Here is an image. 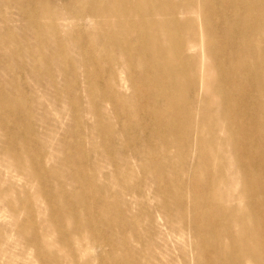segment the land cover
I'll return each instance as SVG.
<instances>
[{
  "label": "bare ground",
  "instance_id": "bare-ground-1",
  "mask_svg": "<svg viewBox=\"0 0 264 264\" xmlns=\"http://www.w3.org/2000/svg\"><path fill=\"white\" fill-rule=\"evenodd\" d=\"M89 1L84 17L103 18L98 28L104 46L140 53L134 69L148 87L144 91L134 79L127 61L132 102L113 92L122 104L115 115L133 120L131 131L123 134L126 142L120 143L122 155L115 160L107 154L112 145L100 146L112 170L99 173L98 166L91 176L84 166L87 178L67 188L79 195L48 198L44 219L35 221L39 228L18 233L21 253L30 251L36 264H91L94 258L88 254L103 246L108 251L95 258L98 264H130L122 225L129 223L132 261L152 264V256L139 247L154 244L156 214L165 234L188 233L191 264H264V0H143L140 7V0ZM114 21L118 30L110 31ZM128 35L133 39L127 40ZM125 55L133 58L130 50ZM103 60L107 66L115 62ZM111 81L116 82L115 76ZM109 95L104 88L102 99L107 102ZM189 151L197 153L190 173L171 168L185 163ZM153 160L157 163L149 165ZM134 163L141 178L152 180L147 186L151 193L139 184L128 185L124 193L130 199L122 212L108 204V175L120 187L125 179L138 180L131 170ZM176 174L187 177L186 188L171 177ZM28 176H36L35 171ZM5 191L0 189V195ZM149 194L156 196L151 209L150 201L144 203ZM184 195L189 199L182 200ZM131 205L145 208L134 211ZM139 220L145 222L146 240L139 235ZM98 231L118 235V241L98 240L92 236Z\"/></svg>",
  "mask_w": 264,
  "mask_h": 264
},
{
  "label": "rangeland",
  "instance_id": "rangeland-1",
  "mask_svg": "<svg viewBox=\"0 0 264 264\" xmlns=\"http://www.w3.org/2000/svg\"><path fill=\"white\" fill-rule=\"evenodd\" d=\"M93 1L101 3L100 0ZM90 2L0 0V189L6 190L0 195V264H36L30 259V251L21 253L17 246L15 240L19 231L39 228L35 221L44 219V203L52 195L64 198L71 192L79 195V190L67 188L70 189L76 180L87 178L83 173L84 166L91 176L97 173L98 166L99 173L112 170L104 163L100 146L112 145L107 154L115 160L122 155L120 143L126 142L123 134L131 131L133 120L115 115L117 105L122 104L117 103L113 92L120 93L124 102H132L134 90L128 80L131 69L127 68V61L132 63L134 79L144 91L148 87L144 75L134 69L140 53L122 45L104 46L98 28L103 18L84 17L83 12ZM143 2L138 1L137 7ZM108 29L118 30L115 21L109 23ZM126 39L133 38L128 35ZM128 50L132 59L125 55ZM103 58H113V66H107ZM113 76L116 78L114 83L111 81ZM90 88L92 92H89ZM104 88L110 92L107 102L101 96ZM136 138L140 140L139 136ZM152 154L156 155V152ZM187 155L189 158L185 163L171 168L190 173L192 157L197 153L189 151ZM156 163L153 160L149 165ZM31 169L36 176H28ZM131 170L138 180L125 179L122 187L115 183L112 174L108 175V204L118 205L122 212L127 211L125 201L130 199L124 193L128 185L139 184L143 191L150 192L147 186L153 184L151 179L140 177L136 163L131 165ZM171 177L183 187L188 186L186 176L176 174ZM186 197L184 195L182 200ZM144 198V203L150 201L151 209L156 196L149 194ZM130 208L136 211L145 205H131ZM152 216L156 229L154 244L139 247L141 252L147 257L152 256V264H179L181 261L191 264L193 241L188 233L165 234L163 222L156 214ZM114 218L116 221V216ZM144 223L139 220L137 228L141 239L146 240L147 233L142 232ZM122 225L126 226L129 261L134 264L131 253L135 245L129 235L130 224ZM92 236L98 240L105 236L118 241V235L110 233L98 231ZM46 241L53 248H59L53 239ZM89 244L93 246L91 242ZM85 246L87 243L80 246L81 252ZM102 251L107 252L108 248L101 246L97 252L88 254L94 258L91 264H98L95 258ZM64 256L71 257L65 252ZM111 260L107 259V262Z\"/></svg>",
  "mask_w": 264,
  "mask_h": 264
}]
</instances>
